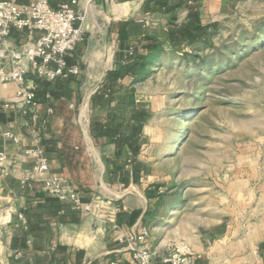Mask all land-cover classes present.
<instances>
[{
    "label": "crops",
    "instance_id": "0c3cea01",
    "mask_svg": "<svg viewBox=\"0 0 264 264\" xmlns=\"http://www.w3.org/2000/svg\"><path fill=\"white\" fill-rule=\"evenodd\" d=\"M49 1L58 7L71 0ZM120 1L125 6L122 14L114 10L121 17L114 27L111 19L91 17L96 5L115 6V0H92V4L78 0V7L87 9L84 26L89 35L67 54V61L78 65L80 73L54 81L27 75L26 83L38 84L34 107L26 112L15 107L4 110L3 103L19 84L0 83V264H108L113 260L134 264L126 237L143 229L149 232L148 245L157 260L169 253L165 223L155 214L156 187L161 181L155 168L161 167L162 155H152L144 144L145 115L150 111L125 82L127 77L113 87L106 85V77L120 62L125 64L128 49L120 40L121 31L133 44L152 36L164 48L169 42L175 46L179 31L188 27L190 11L202 6L190 9L189 0ZM150 2L158 18L133 17L136 9ZM168 13L171 16L164 18ZM112 30L116 35L110 44ZM38 35L13 29L1 46L19 50ZM9 59L6 56L7 67ZM140 123L141 133L130 139L131 129ZM37 146L48 157L50 172L23 183L34 165L29 150ZM50 174L74 188L84 203L91 204V211L73 209L50 195L44 189ZM112 185L126 190L114 191ZM248 237V244L233 247L226 236L210 246L179 240L191 244L199 256L196 264H264V232H249Z\"/></svg>",
    "mask_w": 264,
    "mask_h": 264
},
{
    "label": "rangeland",
    "instance_id": "374dc122",
    "mask_svg": "<svg viewBox=\"0 0 264 264\" xmlns=\"http://www.w3.org/2000/svg\"><path fill=\"white\" fill-rule=\"evenodd\" d=\"M119 3L95 4L91 20L117 26L115 12L125 6ZM189 5L202 6L201 24H218L211 41L169 42L147 77L133 83L125 76L150 111L145 149L162 155L155 214L170 243L183 238L210 246L226 236L232 247L244 246L249 232H264V0ZM154 9L144 3L132 16L151 21L159 14Z\"/></svg>",
    "mask_w": 264,
    "mask_h": 264
},
{
    "label": "built area",
    "instance_id": "2783aa9c",
    "mask_svg": "<svg viewBox=\"0 0 264 264\" xmlns=\"http://www.w3.org/2000/svg\"><path fill=\"white\" fill-rule=\"evenodd\" d=\"M89 2L92 4V0ZM78 5V0L62 3L58 7H53L49 0H31L29 3L0 0V83L19 84L15 93L3 103L4 110L15 107L26 112L35 106L38 84L26 83L27 75L54 81L80 73L78 65H70L67 61V54L76 48L85 34L87 9ZM13 29L28 30L29 34L39 32V35L24 42L19 50L2 47ZM6 56L10 57L9 67L5 63ZM29 153L34 156V165L23 183L31 181L36 175L50 172L48 157L41 147L32 148ZM44 189L73 209L86 212L92 209L90 203H84L78 192L55 174L44 179ZM19 217L24 219L23 214ZM148 236V230L143 229L126 237L134 264H196L199 256L184 240L170 243L169 253L157 260L148 245ZM108 264L119 263L113 260Z\"/></svg>",
    "mask_w": 264,
    "mask_h": 264
},
{
    "label": "trees",
    "instance_id": "16d2710c",
    "mask_svg": "<svg viewBox=\"0 0 264 264\" xmlns=\"http://www.w3.org/2000/svg\"><path fill=\"white\" fill-rule=\"evenodd\" d=\"M197 11H190V19L188 27L181 29L176 41L178 45L182 44L183 41L192 42H203L209 43L211 41L213 33L217 31V23L213 22L210 24L203 25L196 19ZM120 40L124 47H127V57L125 58V64H119V68L112 70L106 77V85L113 87L119 84L126 75L132 77L133 83L143 80L147 77L151 71V66L157 58L160 56L161 51L164 50L163 44L152 36H145L143 40L138 39L137 44H133L130 40L129 35L126 31L120 32ZM139 46L145 51L141 52ZM148 114L146 113L145 118ZM143 124L133 126L130 131V139H135L142 131ZM131 147V142H130Z\"/></svg>",
    "mask_w": 264,
    "mask_h": 264
}]
</instances>
